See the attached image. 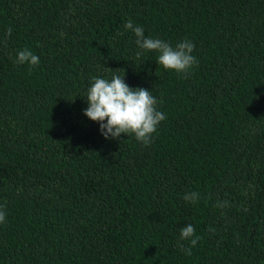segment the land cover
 <instances>
[{
    "label": "trees",
    "instance_id": "16d2710c",
    "mask_svg": "<svg viewBox=\"0 0 264 264\" xmlns=\"http://www.w3.org/2000/svg\"><path fill=\"white\" fill-rule=\"evenodd\" d=\"M113 74L166 116L146 146L84 114ZM0 206V264H264V0H0Z\"/></svg>",
    "mask_w": 264,
    "mask_h": 264
},
{
    "label": "clouds",
    "instance_id": "9594fccd",
    "mask_svg": "<svg viewBox=\"0 0 264 264\" xmlns=\"http://www.w3.org/2000/svg\"><path fill=\"white\" fill-rule=\"evenodd\" d=\"M124 28L131 30L136 37V44L141 51L136 53L140 58L144 51L158 52L157 63L167 70L176 73H186L197 63L192 54L195 45L190 40H182L175 47L168 42L146 37L144 29L135 26L131 20L127 21ZM12 29L8 28L5 36H10ZM40 62L37 55L30 50L24 49L17 54L16 63L36 66ZM88 107L84 114L92 121L98 122L102 135L107 138H119L122 133L134 135L137 141L143 145L151 142V136L157 130L159 123L166 119L163 112L157 110V100L149 89L132 88L124 79V75L113 74L111 79L93 77L87 91ZM106 121V122H105ZM183 199L187 202L196 203L199 194L196 192L186 193ZM6 219V213L0 206V223ZM192 224H187L181 229L180 239L190 240L191 246H195L200 237L196 236ZM187 255H191V247L184 248L179 245Z\"/></svg>",
    "mask_w": 264,
    "mask_h": 264
}]
</instances>
